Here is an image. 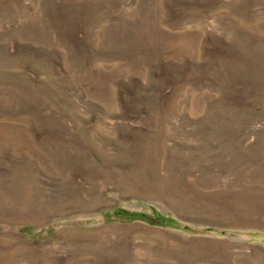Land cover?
I'll return each instance as SVG.
<instances>
[{
    "label": "rangeland",
    "instance_id": "rangeland-1",
    "mask_svg": "<svg viewBox=\"0 0 264 264\" xmlns=\"http://www.w3.org/2000/svg\"><path fill=\"white\" fill-rule=\"evenodd\" d=\"M0 264H264V0H0Z\"/></svg>",
    "mask_w": 264,
    "mask_h": 264
},
{
    "label": "trees",
    "instance_id": "trees-1",
    "mask_svg": "<svg viewBox=\"0 0 264 264\" xmlns=\"http://www.w3.org/2000/svg\"><path fill=\"white\" fill-rule=\"evenodd\" d=\"M120 214H122V215H120ZM120 214H118V216H123V218H124V217H130L131 220H134L133 217L136 216V215H134V214H127V213H126L125 215H124V213H120ZM159 218H160V221H161L162 223L165 222V220H164L162 217H159Z\"/></svg>",
    "mask_w": 264,
    "mask_h": 264
}]
</instances>
